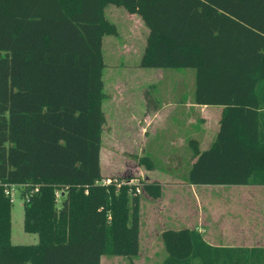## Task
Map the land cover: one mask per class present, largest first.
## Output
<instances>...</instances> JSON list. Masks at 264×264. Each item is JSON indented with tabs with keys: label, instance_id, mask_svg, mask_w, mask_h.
<instances>
[{
	"label": "trees",
	"instance_id": "1",
	"mask_svg": "<svg viewBox=\"0 0 264 264\" xmlns=\"http://www.w3.org/2000/svg\"><path fill=\"white\" fill-rule=\"evenodd\" d=\"M110 4L149 30L140 67L192 68L196 103L224 106L208 149L189 140L196 159L186 182L264 185L255 95L264 81V0H0V264L139 254L141 195L158 198L163 185L103 182V37L119 32ZM140 163L153 168L147 156ZM11 185L21 188L24 230L37 243L12 242ZM161 238L162 264H264V246L213 245L197 229L167 228Z\"/></svg>",
	"mask_w": 264,
	"mask_h": 264
},
{
	"label": "rangeland",
	"instance_id": "2",
	"mask_svg": "<svg viewBox=\"0 0 264 264\" xmlns=\"http://www.w3.org/2000/svg\"><path fill=\"white\" fill-rule=\"evenodd\" d=\"M105 12L108 18L116 23L119 32L118 35L103 37L106 66L103 70L105 123L101 148L102 174L104 178L133 177L135 182L157 180L167 184H184L188 170L194 162V157L190 153L192 149H188L187 143L195 136L202 139L209 138L207 131L210 128L205 130L207 126L203 117L207 113L199 112L197 123L191 122L188 128L183 127L179 130L177 153L170 156L160 148L163 139L161 140V130L157 124L144 128L142 115L145 107L154 103L153 100L157 97L155 95L160 94L159 92L181 88L192 90L194 69L140 67L139 62L146 44L147 27L138 15H130L123 7L110 4L106 6ZM144 156L152 162V169L140 163V159ZM208 193L209 199L206 198V201L212 203L208 205L214 213L212 219L217 227H220L221 223L225 224L228 221L227 212L232 211L227 208L225 197L231 194L237 195V192L229 193L227 189L215 186ZM250 194L258 205L260 201H264V192L244 191L245 196ZM239 195H242V191ZM12 198V242L37 243L38 234L24 230V197L20 187L13 188ZM59 203L60 198H58ZM257 204L255 209L258 208ZM262 206L264 208V204ZM245 243L251 244L250 241ZM258 243L262 245L264 241ZM165 255L166 250L161 236H151L148 239L147 229H143L141 247L136 257L129 259L120 255H103L101 264H162Z\"/></svg>",
	"mask_w": 264,
	"mask_h": 264
},
{
	"label": "crops",
	"instance_id": "3",
	"mask_svg": "<svg viewBox=\"0 0 264 264\" xmlns=\"http://www.w3.org/2000/svg\"><path fill=\"white\" fill-rule=\"evenodd\" d=\"M129 14L137 15L135 13ZM192 77L194 87L192 90L187 91L181 88L161 91L160 94L155 95L157 97L153 100L154 103L146 106L143 110L142 126L148 128L157 124L161 130V140L163 139L160 148L169 156L177 153L179 130L183 127L188 128L191 122L197 123L199 112L201 114L207 113L206 116H202L205 118V125L207 126L205 130L210 128L207 131L208 139L193 137L198 141L200 150L208 149L219 131L224 106L196 103L194 96L195 70L192 72ZM258 86L255 90L256 102L258 109L262 112L264 111V81ZM187 144L188 149L191 150L189 141ZM190 153L193 156L192 150ZM162 185V194L158 198H152L145 193L141 195V241L143 229H147V236L150 239L151 236H161L162 231L167 228L189 227L200 231L205 240L213 245L264 246V244L258 243L264 241V208L262 206L264 201H260L259 206L255 202L256 199L252 198V194L244 195V191H249V193L264 192V185H212L187 182L184 184L162 183ZM215 186L223 187L229 193L237 192V195L231 194L225 197L227 199L225 204L232 211L227 212L228 221L225 224L221 223L220 227H217L212 219L214 213L211 207H208L212 203L206 201L208 192ZM240 191H242V195H239ZM249 198L252 200H248ZM256 204L258 205L257 209H255ZM221 241L232 243H219ZM246 241H250L251 244H246ZM252 242L256 243L253 244Z\"/></svg>",
	"mask_w": 264,
	"mask_h": 264
},
{
	"label": "built area",
	"instance_id": "4",
	"mask_svg": "<svg viewBox=\"0 0 264 264\" xmlns=\"http://www.w3.org/2000/svg\"><path fill=\"white\" fill-rule=\"evenodd\" d=\"M110 181H111V178H104V179H103V182H104V183H108V182H110ZM0 183H1V182H0ZM14 187H18V186H16V185H11V186L5 188V193L10 195V197H11V201H13V198H12V190H13ZM36 190H37V187H35V188L33 189V191H36ZM136 192H137V193H140V188H139V187L136 188Z\"/></svg>",
	"mask_w": 264,
	"mask_h": 264
}]
</instances>
